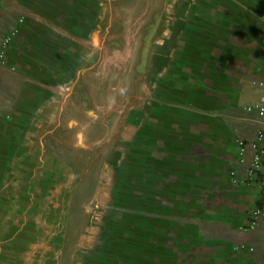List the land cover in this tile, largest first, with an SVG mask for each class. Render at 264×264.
I'll use <instances>...</instances> for the list:
<instances>
[{
	"label": "crops",
	"instance_id": "obj_1",
	"mask_svg": "<svg viewBox=\"0 0 264 264\" xmlns=\"http://www.w3.org/2000/svg\"><path fill=\"white\" fill-rule=\"evenodd\" d=\"M110 3L0 2V44L13 34L0 59V264L261 262L264 230L249 222L264 166L249 181L254 150L241 163L238 142L264 129V0L167 4L153 39L162 54L140 86L152 100L86 185L81 169L54 170L44 140L82 73L100 67ZM106 101L69 122L76 148L109 135L118 118Z\"/></svg>",
	"mask_w": 264,
	"mask_h": 264
},
{
	"label": "rangeland",
	"instance_id": "obj_2",
	"mask_svg": "<svg viewBox=\"0 0 264 264\" xmlns=\"http://www.w3.org/2000/svg\"><path fill=\"white\" fill-rule=\"evenodd\" d=\"M172 1L111 0L104 28L107 35L106 51L100 56V67L97 65L95 70L86 75L82 73L72 96L69 97L68 107L64 110L62 119L54 127V135H48L44 140L47 153L56 163L54 170L58 171L60 165L74 172L81 169L86 185L92 184L94 170L103 160V155L113 151L115 146L118 147L121 137L128 134L127 127L139 118L140 106L152 100L146 94H140V86L150 81V71L155 70L158 65L157 59L163 48L155 44L153 39L160 24L173 16L166 8ZM104 65L107 66L105 71L110 70L105 82L102 79ZM110 93L111 102L108 104L112 105L115 100L113 106L115 105L118 119L109 135L104 137L103 133L100 134L103 140L92 149L76 148V130L68 127L69 122L74 118H82L88 111L101 115L108 110L105 105ZM80 191L83 197V189ZM82 210L81 206L75 208L79 213H82Z\"/></svg>",
	"mask_w": 264,
	"mask_h": 264
},
{
	"label": "built area",
	"instance_id": "obj_3",
	"mask_svg": "<svg viewBox=\"0 0 264 264\" xmlns=\"http://www.w3.org/2000/svg\"><path fill=\"white\" fill-rule=\"evenodd\" d=\"M12 36L13 34L7 35L2 39V42L0 44V59L3 58L5 53V48L10 44L12 40ZM259 107L261 114L264 117V93L260 96ZM238 143L241 149V158H240L241 163L245 164L246 162V159L244 157L245 147L249 146L252 148V150H254L253 157L246 166V176L249 181H253L255 178L259 177L260 171L264 166V129H261L257 132L255 140L250 142H244L240 140ZM231 175H234V173H232ZM261 185H262V192H261L259 205L258 207H256V209L252 211L249 224H250V228L252 229L261 225L264 230V179L261 181ZM256 264H264V255L262 261Z\"/></svg>",
	"mask_w": 264,
	"mask_h": 264
}]
</instances>
